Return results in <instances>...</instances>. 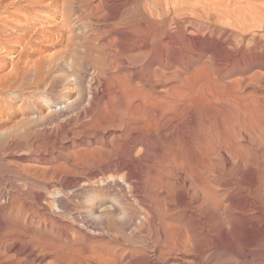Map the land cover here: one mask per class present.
<instances>
[{
	"label": "bare ground",
	"instance_id": "obj_1",
	"mask_svg": "<svg viewBox=\"0 0 264 264\" xmlns=\"http://www.w3.org/2000/svg\"><path fill=\"white\" fill-rule=\"evenodd\" d=\"M3 12L26 29L51 19L10 45L0 82L41 88L48 68L69 82L35 115L50 154L20 171L72 210L83 246L36 240L27 215L20 237L71 264H264V0H11Z\"/></svg>",
	"mask_w": 264,
	"mask_h": 264
},
{
	"label": "rangeland",
	"instance_id": "obj_2",
	"mask_svg": "<svg viewBox=\"0 0 264 264\" xmlns=\"http://www.w3.org/2000/svg\"><path fill=\"white\" fill-rule=\"evenodd\" d=\"M8 1H11V0H7V2ZM6 2V0L4 1V0H0V78L1 77H3V76H5V75H7L8 74V72H9V70H10V68H11V65H10V61H11V58L8 56V54H7V52L9 51V49L11 48V46L13 47V49L14 50H19V45H17L18 43L17 42H19V40H20V37H22V33L24 34V31L25 30H28V28H32V27H35V28H38V27H41V25L43 24V26H47L48 24H49V22H51V19L49 20V19H47L45 16L43 17V16H41V15H36L35 16V18L34 19H31V21L29 22V24H28V27H27V29H26V27H19L18 25H15L14 23H10V22H12V18H8V19H6V14H5V12H3V7H4V5H5V3H7ZM2 8V9H1ZM5 15V16H4ZM40 18V19H39ZM45 18V19H44ZM4 20V21H3ZM10 20V21H9ZM41 20H42V22H41ZM34 21V22H33ZM7 22V23H6ZM48 22V23H47ZM40 23V24H39ZM47 24V25H46ZM15 25V26H14ZM30 25V26H29ZM12 28V29H11ZM23 28V29H22ZM21 29V30H20ZM12 30H14V31H12ZM24 30V31H23ZM12 31V32H11ZM19 31V32H18ZM6 32V33H5ZM21 32V33H20ZM10 34H11V36H10ZM9 35V36H8ZM19 35V36H18ZM13 36V37H12ZM18 39H16V38ZM15 38V39H14ZM9 40H10V42L12 41V40H15V42L14 41H12V42H14V43H10L9 42ZM17 40V41H16ZM22 41V39L20 40V42ZM19 42V43H20ZM13 44V45H12ZM11 45V46H10ZM16 47V48H15ZM57 50H52V52H56ZM2 54V55H1ZM8 57V58H7ZM13 57H15V55L13 56ZM9 59V60H8ZM7 60V61H6ZM18 64H20V65H18L17 64V67L18 68H21L22 66H23V63L21 62V61H19L18 60ZM7 64V66L5 67L4 65H6ZM10 65V67H8ZM4 66V67H3ZM21 66V67H20ZM3 67V68H2ZM6 68H8V69H6ZM17 68V69H18ZM5 70H6V72H7V74H6V72H5ZM8 70V71H7ZM47 70V67H46V69L44 70V73H48L47 71H49V72H51V73H48L47 74V76H46V74H45V76H46V78H44L45 80L43 81V83L41 84V85H39V86H41V88L40 87H35V86H33L34 84H33V76L32 77H28L25 81H26V83H25V81L23 82V83H21L20 81H18L19 80V78H18V74L16 75L17 76V78H16V80H14L15 79V75H14V78H13V76L11 77V78H9L10 79V81L8 82V80L6 79V78H4V79H2L1 80V82H0V132H1V134H2V139L0 138V140H1V144H0V264H37V262L36 263H34V261L35 260H37V258L39 257V260L41 261L42 260V263L41 264H46V263H50L52 260V264H53V262H54V260H55V262H54V264L56 263V264H58L59 262H58V260L61 262V260L63 259V260H65V261H63L62 260V262L61 263H59V264H64V263H66V264H71L70 263V261H66V259L65 258H61L60 257V254H59V257H58V255L57 254H55L56 252H54V251H45V249H43V248H40L41 246H40V243H38L37 241H36V243H37V245H36V243L33 245L31 242H32V240H28V239H25L22 235H21V237H20V235H18V233L22 230V226H23V220L25 219L24 217L27 215V218H28V220L29 221H31V222H33V223H35L36 225H37V227H36V225L35 224H32V226H34L35 227V231H36V234H35V238H36V240H38V239H40V240H43V241H47V242H56V244H59V245H63V246H65V247H71V248H73L74 250H75V248H76V250L74 251V253H76V252H80V251H78L77 249L79 248H81L82 246H83V242L82 241H74L73 240V238H72V231H71V228H72V224H73V220H72V218H70L71 216V212H72V210H70V208H68V207H58L55 203V200H54V198H53V196H52V194L50 193V191H46V189H42V186L38 183V181H37V176H39V175H35L34 177H35V179L34 178H32V176H31V178H30V174H25L24 175V173H22L21 174V168L23 167V172H24V170H25V173H26V169L24 168V166H22V165H26L25 167L27 168V166H29V164L30 163H32L31 162V159L32 158H38V157H41V156H47V155H49L50 154V152L48 153V152H46V150H48L51 146L46 142V140L48 141V142H51V145H52V143H53V138H52V136H51V134H50V136H51V138H50V136H48L49 134H46V133H40L39 134V138H38V140L36 139V137H38V132H36L37 130H38V127H39V129L41 130L42 128H40L41 127V123L39 122L38 124L40 125H37L36 126V120H35V117L37 116V115H39L40 114V112H42V113H45V110H46V104L44 103V102H46V99H47V97L49 98V95H51V92L53 93V95H51L52 96V102H60V100H61V98H63V96L66 94V90H68L67 88H69V82L68 81H66V78L64 79V75H62V76H60L61 75V72H58V71H60V70H56V68H48V70ZM54 70L57 72H54ZM65 70V69H64ZM17 71H19V69L17 70ZM20 71H21V69H20ZM19 73V72H18ZM54 73H56V75H54ZM2 74H4L3 76H2ZM53 76V78L51 77V75ZM58 74H59V76H58ZM63 74V73H62ZM44 76V77H45ZM7 77H9V76H7ZM49 77H51V78H49ZM57 78V79H54V78ZM62 77V78H61ZM48 78V79H47ZM59 78V79H58ZM61 78V79H60ZM54 79V80H53ZM66 81V82H64L63 83V81ZM28 81V82H27ZM58 82V84L57 83H54V82ZM10 82H15L14 84L13 83H10ZM48 82V83H47ZM21 83V86H17L18 88H20V87H24V84L25 85H30L31 87V89H27V90H25V89H22V88H20V91H18L19 89L15 86V84H17V85H19V84ZM28 83V84H27ZM32 83V84H31ZM52 83V85H50V84ZM67 83V84H66ZM44 84V85H43ZM46 84L48 85L47 87H46ZM61 84H64V85H61ZM7 85H9V86H7ZM12 85V86H11ZM13 85H14V88H13ZM42 85H43V87H42ZM55 86V87H52V86ZM58 85H61V86H58ZM8 88H7V87ZM12 87V88H11ZM26 87V86H25ZM49 87H50V89H51V87H52V89L50 90L49 89ZM65 89H64V88ZM67 87V88H66ZM32 88H33V91H30V90H32ZM59 88V89H58ZM61 88H63L62 90H63V92H62V90H61ZM14 89V90H13ZM35 89H37V90H35ZM44 89V90H43ZM48 89V90H47ZM12 90V91H11ZM21 90H22V92H21ZM23 90H25V91H23ZM54 90L55 91H57V92H54ZM34 91H37L38 93H39V95H38V93L37 92H34ZM61 91V92H60ZM65 91V92H64ZM15 92V93H14ZM27 92V93H26ZM48 92V93H47ZM15 95H14V94ZM21 93V94H20ZM47 93V94H46ZM54 93H55V95H54ZM59 93V94H58ZM65 93V94H64ZM18 94V95H17ZM23 94V95H22ZM24 94H25V96H24ZM30 94V95H29ZM37 94V95H36ZM43 94V95H42ZM61 94V95H60ZM31 95H33V97L31 96ZM48 95V96H47ZM57 96V97H56ZM59 96V97H58ZM41 97H43V98H41ZM58 98V99H57ZM28 101H27V100ZM30 99V100H29ZM55 101H54V100ZM60 99V100H59ZM33 100H35L34 102H32ZM39 100V101H38ZM59 100V101H58ZM21 101V102H20ZM29 101H31V102H29ZM42 103H41V102ZM38 102V103H37ZM21 103V104H20ZM24 103V104H23ZM28 103V104H27ZM29 104H31V107H30V105ZM35 104H37V105H35ZM45 104V105H44ZM36 106V107H32V106ZM13 106V107H12ZM22 106V107H21ZM23 106H25V107H23ZM43 106V107H42ZM26 107H28V108H26ZM30 107V108H29ZM32 108V109H31ZM37 108H39V110L37 109ZM24 109V110H23ZM34 109V110H33ZM11 112H10V111ZM36 110V111H35ZM14 111V112H13ZM21 111V112H20ZM22 111H23V113H22ZM7 112V113H6ZM15 112H17V113H15ZM20 112V113H19ZM39 112V113H38ZM31 113V114H30ZM3 114V115H2ZM14 115V116H13ZM22 115V116H21ZM28 115V116H27ZM36 115V116H35ZM41 115V114H40ZM39 115V116H40ZM4 116V117H3ZM9 116V117H8ZM21 116V117H20ZM69 116V114L66 112L65 114H63L62 115V117H59L60 119H58V120H60V121H62V118H63V121L67 118ZM29 119H28V118ZM33 119H32V118ZM66 117V118H65ZM5 118V119H4ZM22 120H21V119ZM65 118V119H64ZM3 119V120H2ZM7 119V120H6ZM9 119V120H8ZM16 119V120H15ZM19 119V120H18ZM23 119H24V122H23ZM15 120V121H14ZM27 120V121H26ZM29 120V121H28ZM31 120H33V123H32V121ZM4 123V121H5V123H4V125H3V123ZM7 121V122H6ZM14 121V122H13ZM12 122V123H11ZM54 122H55V124H56V121L54 120V121H52V122H48L49 124H51V125H48V123H46L47 124V127H45L46 126V124H44L43 126L47 129L48 128V126H50L47 130L48 131H50L51 130V128H54ZM58 122V121H57ZM21 123H24V124H26L27 123V125H25V127H26V129L25 130H23L25 127L24 126H22V125H24V124H21ZM31 125H33V126H31ZM7 124V125H6ZM13 124V125H12ZM54 124V125H53ZM12 125V126H11ZM53 125V126H52ZM28 126H29V128H28ZM3 127V128H2ZM12 127V128H11ZM32 127V128H31ZM34 127V128H33ZM35 127H36V131L34 130L35 129ZM29 131H28V130ZM30 129L31 130H33L32 132L30 131ZM3 130V131H2ZM27 130V131H26ZM32 133V139H33V141L31 140V138H30V135H31V133ZM35 132V133H34ZM30 133V134H29ZM23 134H25V135H29V138H28V136H25V135H23ZM25 136L27 139H26V141H24L25 140V137H23V136ZM36 135V136H35ZM44 135V136H43ZM34 136H35V140H34ZM43 136V137H42ZM47 136H48V138H47ZM41 137V138H40ZM6 138V141L4 140L3 141V144L4 145H2V140L3 139H5ZM7 138H8V140H7ZM10 138H13V139H10ZM47 138V139H46ZM43 139H44V142L42 143V141H43ZM11 140V141H10ZM12 140H14L15 141V144L13 143L14 141H12ZM24 142H23V141ZM28 140H30V142L28 141ZM69 140H70V138L67 136V138L66 139H64V141H66V142H64V143H68L69 142ZM16 141H18L20 144H18V142L16 143ZM21 141H22V143H21ZM35 141V142H34ZM8 142V143H7ZM9 142H11L10 144H9ZM26 142H28V143H26ZM39 143V145H38V143ZM24 143H26V145H24ZM32 143V144H31ZM34 143H36L35 145H34ZM45 143V144H44ZM6 144V145H5ZM15 145L14 147L12 146V145ZM23 144V145H22ZM44 144V145H43ZM48 144V145H47ZM11 146L10 148H8L9 146ZM17 145H19V147L17 146ZM33 145H34V147H33ZM36 145H38V146H40L39 148H40V150L37 148L38 146H36ZM42 145V146H41ZM2 146H6L5 148H6V150H8L9 149V151H6L5 150V148L3 147L2 148ZM25 146H26V148H25ZM28 146L30 147V149H28ZM50 146V147H49ZM43 147V148H42ZM45 147V148H44ZM46 147L48 148V149H46ZM14 148H16V149H14ZM2 149H3V151L4 152H6V153H4L3 151H2ZM27 149V150H26ZM36 149H38V151L36 150ZM42 149V150H41ZM45 149V150H44ZM11 150V151H10ZM29 150V151H28ZM33 152H32V151ZM36 150V151H35ZM45 151V152H44ZM28 152V153H27ZM38 152V154H36ZM33 153V154H32ZM28 154V155H27ZM45 154V155H44ZM28 164V165H27ZM8 165V166H7ZM15 165H16V167H19L20 169H18L17 170V168L15 167ZM18 165V166H17ZM20 165V166H19ZM22 166V167H21ZM16 168V170H17V172L16 171H14V169ZM16 173V174H15ZM21 175H20V174ZM25 177V181H24V177ZM22 177H23V179H22ZM32 179V180H31ZM33 179H34V181H33ZM38 179H40L39 177H38ZM28 181V182H27ZM31 182V185L29 184ZM35 182V184H37V185H33V183ZM33 185V186H32ZM41 186V187H40ZM11 188V189H10ZM41 189H42V193H41ZM46 191V194H48V196L44 193L45 191ZM40 194H39V193ZM49 192V193H48ZM36 194V197H37V195H39L38 197H40V196H42V197H40V198H36L34 195ZM45 194V195H44ZM51 194V195H50ZM50 195V196H49ZM47 198H46V197ZM52 196V197H51ZM9 197H11V198H9ZM12 197H13V199H12ZM24 197V198H23ZM34 197V198H33ZM51 197V198H50ZM17 198V199H16ZM36 198V199H35ZM43 198V199H42ZM53 199V200H52ZM18 200V201H17ZM38 200V201H37ZM54 202V203H53ZM56 205V206H55ZM43 206L45 207V209L43 208ZM54 206H55V208H54ZM18 207V208H17ZM43 208V209H42ZM48 208V209H47ZM60 208V209H59ZM62 210V211H58V210ZM63 209L66 211V213H64L65 211H63ZM67 209V210H66ZM42 210H44V211H42ZM69 210L71 211L70 213L71 214H69ZM46 211H48V212H46ZM54 211V212H53ZM57 213H56V212ZM27 213V214H25V213ZM43 212H44V214H43ZM68 212V213H67ZM39 213H41V214H39ZM49 213H50V216H49ZM54 213H55V215H54ZM59 213H60V215H59ZM63 213V214H62ZM24 214V215H23ZM52 214V215H51ZM65 214V215H64ZM66 214H68V215H66ZM39 215V216H38ZM57 215V216H56ZM65 217H63V216ZM43 216V217H42ZM53 216H55V217H53ZM47 219H46V218ZM56 217H57V219L59 220H57L56 219ZM24 218V219H23ZM39 218V219H38ZM52 218H54V219H52ZM62 218V219H61ZM67 218V219H66ZM70 218V219H69ZM22 219V220H21ZM32 219V220H31ZM52 219V220H51ZM63 219L65 220V221H67V222H65V221H63ZM70 220V221H69ZM43 221V222H42ZM55 221V222H54ZM38 222V223H37ZM68 222H70V223H68ZM44 224V225H43ZM65 226H64V225ZM66 225H67V227H66ZM74 225H76V224H74ZM19 226H21V228L19 227ZM60 226V227H59ZM63 226V227H62ZM77 226V225H76ZM33 227V228H34ZM44 229H43V228ZM66 227V228H65ZM61 228V229H60ZM64 228V229H63ZM14 229V230H13ZM65 229H66V231H65ZM17 230V231H16ZM59 230V231H58ZM8 231V232H7ZM15 231V234L13 233ZM43 231V232H42ZM16 232H17V234H16ZM65 232V233H64ZM68 232V233H67ZM8 233V234H7ZM12 233V234H11ZM44 233H46V234H44ZM59 233V234H58ZM66 235H67V237H66ZM47 238H48V240H47ZM24 239V240H23ZM27 241L26 243H28V245L27 244H25V245H27V246H25L24 245V241ZM71 241V242H70ZM51 242V243H52ZM71 243H73V244H71ZM77 243V244H76ZM39 244V245H38ZM71 244V246H69V245ZM80 244V245H79ZM85 244V243H84ZM24 245V246H23ZM30 245H32V249H31V246ZM68 245V246H67ZM78 246H80V247H78ZM29 250H31V251H29ZM40 249L42 250H44L45 252L43 253V251H40ZM33 250V251H32ZM29 251V252H28ZM42 252V253H41ZM48 252V253H47ZM50 252H52V253H50ZM46 253V254H45ZM44 254V255H43ZM80 254V253H79ZM54 255H57V256H55L54 257ZM40 256H41V258H40ZM53 257H54V259H53ZM56 257H58V260H57V258ZM29 258V259H28ZM43 258V259H42ZM60 258V259H59ZM6 259V260H5ZM31 259H35L34 261L33 260H31ZM5 260V261H4ZM16 261V262H15ZM57 261V262H56ZM15 262V263H14ZM29 262V263H28ZM31 262V263H30ZM48 263V264H49Z\"/></svg>",
	"mask_w": 264,
	"mask_h": 264
}]
</instances>
